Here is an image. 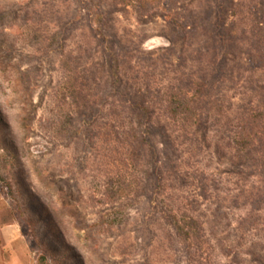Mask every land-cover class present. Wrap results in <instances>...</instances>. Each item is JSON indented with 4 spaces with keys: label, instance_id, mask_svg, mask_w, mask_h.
I'll use <instances>...</instances> for the list:
<instances>
[{
    "label": "rangeland",
    "instance_id": "obj_1",
    "mask_svg": "<svg viewBox=\"0 0 264 264\" xmlns=\"http://www.w3.org/2000/svg\"><path fill=\"white\" fill-rule=\"evenodd\" d=\"M0 264H264V0H0Z\"/></svg>",
    "mask_w": 264,
    "mask_h": 264
},
{
    "label": "trees",
    "instance_id": "obj_2",
    "mask_svg": "<svg viewBox=\"0 0 264 264\" xmlns=\"http://www.w3.org/2000/svg\"><path fill=\"white\" fill-rule=\"evenodd\" d=\"M174 114V113H172ZM175 226V229L177 232H179L181 235L185 237H190L192 236V232L196 231V223L192 219L185 221L182 225H179L178 223H173Z\"/></svg>",
    "mask_w": 264,
    "mask_h": 264
}]
</instances>
